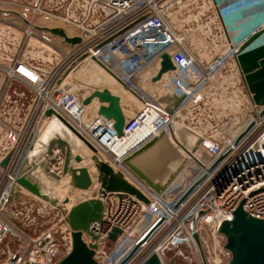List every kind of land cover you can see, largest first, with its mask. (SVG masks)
Returning <instances> with one entry per match:
<instances>
[{
	"label": "built area",
	"instance_id": "built-area-1",
	"mask_svg": "<svg viewBox=\"0 0 264 264\" xmlns=\"http://www.w3.org/2000/svg\"><path fill=\"white\" fill-rule=\"evenodd\" d=\"M179 1L0 0V248L9 234L21 241L19 250L0 254V264H57L72 248L65 218L79 196L70 205L52 206L61 215L54 232L35 236L13 219L12 207L23 205L26 197L38 199L17 179L53 119L64 120L106 153L149 200L145 204L128 194L105 200L103 225L91 227L100 236V264H143L152 254L163 260L180 243L199 251L194 235L200 236L204 226L220 241L208 264H225L231 254L219 233L221 224L232 221L241 205L264 220V161L239 169L264 135L263 108L251 102L235 60L254 34L263 33L252 47L264 44V0H197L210 6L209 24L216 19L220 32L214 35L177 29ZM44 27L62 28L81 41L67 44L38 29ZM168 61L171 68L163 71ZM94 78L129 94L125 98L108 89L119 97L125 117L120 137L115 121L99 114L97 98V104L94 99L85 104L96 89L82 81ZM14 83L29 90L15 93L26 98L22 123L18 102L8 116L4 110ZM225 100L229 106L222 105ZM49 110L53 115L47 117ZM103 138L109 145L112 139L132 140L122 163L104 149ZM154 152L164 156L158 167L167 178L157 174L150 180L138 168L139 162L154 159ZM63 162L60 155L51 170L61 175ZM113 228L122 231L115 243L108 239ZM83 239L94 243L86 233ZM112 244L108 255L105 247Z\"/></svg>",
	"mask_w": 264,
	"mask_h": 264
},
{
	"label": "water",
	"instance_id": "water-1",
	"mask_svg": "<svg viewBox=\"0 0 264 264\" xmlns=\"http://www.w3.org/2000/svg\"><path fill=\"white\" fill-rule=\"evenodd\" d=\"M38 29L58 36L70 45L78 44L81 41L79 37L70 38L62 28L44 27ZM262 35V32H258L249 38L240 47L235 59L245 87L251 95V102L263 108L260 116H264V44L256 47H252V45ZM170 68L171 63L168 61L163 71ZM82 82L96 89L93 95L85 101V104H89L94 98H97L102 104L99 114L107 119H113L115 131L119 137L122 136L125 117L119 97L113 95L106 88L108 85L106 83H96L91 79H85ZM101 88H103L102 91L99 90ZM51 115H53V111L49 110L46 116L50 117ZM50 123L58 124V128H62L64 133L60 134L57 130L52 131L51 129L44 131L30 155L28 164L22 168L17 183L40 200L57 208L68 205L70 203L69 195L75 194L78 190L81 200L71 207L65 218L72 230V248L57 264H100L96 258L97 242L100 236L93 233L91 227L95 224L103 225L105 200L113 195L121 198L123 194L131 195L145 204H148L149 200L136 185L127 179L122 171L115 169L110 161L100 160L97 156H93L94 167L83 165V157L70 142V139L73 138L72 135L81 138L80 140L84 141L92 152L98 153L97 148L80 136L64 120L53 119ZM242 137L243 135L239 137L238 141ZM253 148L245 153L239 169L264 161V135ZM56 150L59 152H55ZM60 155L63 156L64 162L62 174L58 175L51 170V165L53 161L59 160ZM69 176L71 177V190L62 200L52 189ZM84 233L88 234L94 243L87 244L83 239ZM219 233L224 236V247L231 254V259L225 264H264V220L248 215L241 205L235 211L232 221H224L221 224ZM121 234L120 229L113 228L108 234V239L115 243ZM194 239L200 250L203 264H208L199 234L196 233ZM143 264H164V261L157 254H152Z\"/></svg>",
	"mask_w": 264,
	"mask_h": 264
},
{
	"label": "rangeland",
	"instance_id": "rangeland-1",
	"mask_svg": "<svg viewBox=\"0 0 264 264\" xmlns=\"http://www.w3.org/2000/svg\"><path fill=\"white\" fill-rule=\"evenodd\" d=\"M178 1V0H177ZM208 0H206L207 3ZM203 2H198L197 0H181L179 1L176 6L177 8L175 11L179 12V24L182 26H185L184 28H180L179 24H175L176 28L180 29L181 31H185V29H190V32L194 31L195 34H204L209 33L210 35H214L219 32V26L218 24H213V22H217L216 19L213 22H210L211 10L209 9V4H202ZM204 7V8H202ZM209 9V10H208ZM195 18V21L187 25L188 21ZM197 21V22H196ZM202 48H204L203 45H201ZM197 48H200V46H197ZM3 78H1L0 75V84L2 83ZM101 81V80H100ZM104 82V81H103ZM101 83V82H99ZM14 90L10 92L11 99L6 103L4 106V110L6 115L13 111V109L16 106V102H18V108L21 115V121L22 123L24 121V118L26 116V105H23L26 102V98L19 99L15 93L22 94L28 93L29 90L26 89L23 85L20 84H13ZM241 119L242 117H246V113L241 111L240 112ZM243 121V119L241 120ZM12 126L14 122H10ZM45 131V130H44ZM40 139V138H39ZM158 145H155L152 147V149H157ZM106 150V149H105ZM158 151V150H157ZM105 157L110 159L108 155L104 152H102ZM161 154H158L157 152H154V159L151 157L146 162H139L137 164L138 168L143 172L145 177L151 180L150 177H153L155 179V176L162 175L159 173L162 168H159L158 166H163V160L164 156H160ZM163 158V159H161ZM162 160V161H161ZM159 162V165H158ZM165 171V170H164ZM156 173V174H155ZM142 180H145L144 176H139ZM153 181V180H152ZM73 195V194H71ZM70 195V196H71ZM72 197V196H71ZM27 200L23 205H17L15 207H12V210H14L15 216L14 220L15 223L22 229L27 230L30 233H33L35 236H41L43 234H48L49 232H54V230L57 228L56 225H60L59 220L61 218V215H58V211L54 208H52L51 205L45 204L43 201L36 199L34 200L31 197H26ZM29 198V199H28ZM201 243L204 255L206 257L207 262L212 260V257L214 256V249L217 248L218 240L214 239V237L211 235L210 228H205V226L202 228L201 234ZM21 247V241L12 233L9 234L7 239L4 241L0 248V254L2 257H7L9 253L12 251L19 250ZM113 244L107 245L105 247V252L110 255H113ZM121 254V253H120ZM164 264H203L202 256L199 251H196L192 245L189 244H177L173 247H171L167 253L165 254L163 258Z\"/></svg>",
	"mask_w": 264,
	"mask_h": 264
},
{
	"label": "bare ground",
	"instance_id": "bare-ground-1",
	"mask_svg": "<svg viewBox=\"0 0 264 264\" xmlns=\"http://www.w3.org/2000/svg\"><path fill=\"white\" fill-rule=\"evenodd\" d=\"M107 88V87H106ZM107 89H109V88H107ZM110 90V89H109ZM115 92H117V93H120V91H118V90H114ZM122 93L125 95V96H127V97H129V94L126 92V91H123L122 90ZM127 97H125V98H127ZM95 101V99L93 100V102ZM106 106V105H105ZM51 124H53L52 126H50ZM48 129H51L52 131L53 130H57V132H60V134H62V132L64 133V131L62 130V128H58V124H56V123H49L46 127H45V132H46V130H48ZM66 132L67 133H69L67 130H66ZM67 133H66V136H68L67 135ZM43 134H44V132H43ZM42 134V135H43ZM74 135V134H73ZM72 135V137L74 138H72V139H70L69 137V139H70V142L74 145V147L76 148V150L77 151H79V153H80V155L83 157V165H85V166H89L90 168L91 167H94L93 166V160H92V157L93 156H97V158L98 159H100V160H107V161H109L108 160V158L107 157H105L104 155H102V153H101V151L100 152H98V153H94V152H92V150L85 144V142L84 141H82V140H80L81 138H79V137H74ZM95 137H97L98 139H100L102 136L100 135V134H96L95 135ZM108 139V138H107ZM107 139H105V138H103V144H105L106 145V148H104V149H106V150H109L110 151V153L111 152H113V153H115L116 154V156L118 157V159L117 160H115V162L118 164V163H122V161H123V155H124V153H125V151H126V149H128L130 146H131V144H132V140H130V141H127L126 143H120V142H116V141H114L113 139L111 140L112 141V144H110L109 145V143H107L106 141H107ZM87 141V140H86ZM27 164H28V162H27ZM68 179H69V177H67ZM66 179V178H65ZM65 179H63V180H65ZM45 180V179H44ZM63 180L61 181V183H60V185H58L57 187H54V189H52V190H54L53 192H55L57 195H59V197L62 199V200H64L62 197H61V195L63 194V193H65L66 195H62V196H66L67 197V193H70V191L69 190H71V188H70V186H71V179L69 180V182L67 183V184H62V182H63ZM70 196V195H69ZM72 197H73V195H71ZM70 196V199H71V203H73V198L75 197V195H74V197L72 198ZM66 197H64V198H66ZM73 199V200H72ZM70 203V204H71ZM69 204V205H70Z\"/></svg>",
	"mask_w": 264,
	"mask_h": 264
},
{
	"label": "crops",
	"instance_id": "crops-1",
	"mask_svg": "<svg viewBox=\"0 0 264 264\" xmlns=\"http://www.w3.org/2000/svg\"><path fill=\"white\" fill-rule=\"evenodd\" d=\"M202 8H204V7H202ZM94 82H96V83H99V82H101V83H106V84H108L107 82H103L102 80L101 81H99V80H96L95 78H94V80H93ZM107 86V88H109L112 92H115L114 90H118V91H120V93H118V94H120V95H123L124 97H127V96H125L123 93H122V88H119V86H115V87H111L110 86V84H108V85H106ZM123 91H125V90H123ZM128 98V97H127ZM97 102V100H95L94 101V104H97L96 103ZM234 104H236V101H234ZM222 105H225V106H229L228 104H227V100H225V101H223V104ZM160 172H162V173H160V174H162L161 176H162V178H167V176H168V174L164 171V170H161ZM69 180L70 179H68V178H66L65 180H63V182H62V184H67L68 182H69ZM62 195H66L65 193H63ZM61 195V197L64 199V197H66V196H62ZM74 195L75 196H78V194H73V197H74ZM72 197V198H73ZM75 198V197H74ZM73 198V199H74ZM72 199V200H73Z\"/></svg>",
	"mask_w": 264,
	"mask_h": 264
}]
</instances>
